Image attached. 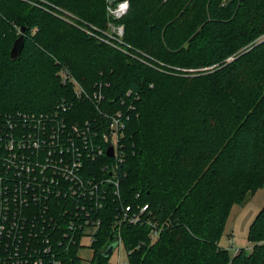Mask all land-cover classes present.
Masks as SVG:
<instances>
[{"label":"trees","instance_id":"trees-1","mask_svg":"<svg viewBox=\"0 0 264 264\" xmlns=\"http://www.w3.org/2000/svg\"><path fill=\"white\" fill-rule=\"evenodd\" d=\"M118 1L0 0V116L63 99L72 120L129 114L120 196L108 198L91 256L74 243L58 249L62 264H105L122 204H147L143 220L159 229L152 239L150 224L124 225V264H264V204L248 230L250 253L218 246L231 207L264 185V0H128L112 20L107 5ZM110 22L123 26L117 45L86 32L102 35L96 28ZM64 67L89 98L62 83Z\"/></svg>","mask_w":264,"mask_h":264},{"label":"built area","instance_id":"built-area-1","mask_svg":"<svg viewBox=\"0 0 264 264\" xmlns=\"http://www.w3.org/2000/svg\"><path fill=\"white\" fill-rule=\"evenodd\" d=\"M127 7L128 0L109 2L107 12L116 20ZM96 30L102 35L90 29L86 32L109 44L121 43V24L110 22L106 32ZM60 73L62 83H73L76 97H90L65 67ZM91 96L97 100L102 97L98 91ZM70 107L63 99L49 111L17 110L0 116V264H44L46 256L62 264L58 249L69 253L74 243L79 247L78 255L89 258L103 222L102 213L109 209L108 198L120 196L118 164L124 161L121 142L128 112L105 113V124H101L72 120ZM133 108L129 104V109ZM147 209V204L138 211L120 205L113 224L111 244L115 246L108 261L116 250L117 258L105 264L127 261H120L124 225L150 224L151 238L157 237L155 224L143 220ZM107 245L102 249L105 253ZM125 250L128 258L130 250Z\"/></svg>","mask_w":264,"mask_h":264},{"label":"rangeland","instance_id":"rangeland-1","mask_svg":"<svg viewBox=\"0 0 264 264\" xmlns=\"http://www.w3.org/2000/svg\"><path fill=\"white\" fill-rule=\"evenodd\" d=\"M231 57L226 58V60H230ZM212 67L207 66L201 68V70H208ZM263 204L264 185L257 188L253 193H248L241 203L234 204L231 207L224 230L218 241V246L227 250L230 256H233L238 249H243L246 254L251 252L254 244L248 240V230L252 220ZM87 253V251H84V254ZM116 258L117 250L113 252L108 262L114 263ZM126 260L127 253L124 245H122L120 246V261L124 262Z\"/></svg>","mask_w":264,"mask_h":264},{"label":"water","instance_id":"water-1","mask_svg":"<svg viewBox=\"0 0 264 264\" xmlns=\"http://www.w3.org/2000/svg\"><path fill=\"white\" fill-rule=\"evenodd\" d=\"M24 32V28L21 29V33L23 34ZM20 35L13 43L12 47H11V50H10V56L12 58H15L20 50H21V47H22V44H23V35ZM111 147L108 149V153L109 155H112V151H111ZM115 246V243L111 244L108 249H107V252L105 253V255H109L110 254V251L113 249V247Z\"/></svg>","mask_w":264,"mask_h":264}]
</instances>
